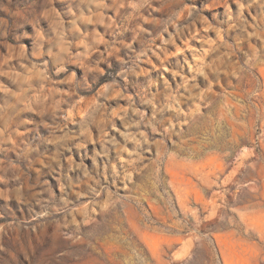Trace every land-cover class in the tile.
<instances>
[{
	"label": "rangeland",
	"instance_id": "1",
	"mask_svg": "<svg viewBox=\"0 0 264 264\" xmlns=\"http://www.w3.org/2000/svg\"><path fill=\"white\" fill-rule=\"evenodd\" d=\"M0 264H264V0H0Z\"/></svg>",
	"mask_w": 264,
	"mask_h": 264
}]
</instances>
